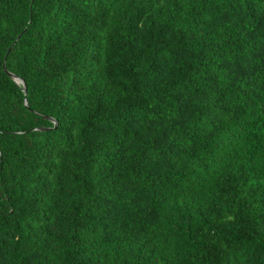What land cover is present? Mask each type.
Segmentation results:
<instances>
[{
	"label": "trees",
	"instance_id": "obj_1",
	"mask_svg": "<svg viewBox=\"0 0 264 264\" xmlns=\"http://www.w3.org/2000/svg\"><path fill=\"white\" fill-rule=\"evenodd\" d=\"M0 264H264V0H0Z\"/></svg>",
	"mask_w": 264,
	"mask_h": 264
},
{
	"label": "water",
	"instance_id": "obj_2",
	"mask_svg": "<svg viewBox=\"0 0 264 264\" xmlns=\"http://www.w3.org/2000/svg\"><path fill=\"white\" fill-rule=\"evenodd\" d=\"M4 69L16 82L23 84L24 91L26 92L27 91V87H26V83L24 82V80L21 77H19L18 75H16L15 73L9 71L6 68V64L5 63H4ZM25 103L27 104V100H25ZM50 119H53V118L50 117ZM55 124H57V121H55ZM41 129H45V128H41Z\"/></svg>",
	"mask_w": 264,
	"mask_h": 264
}]
</instances>
